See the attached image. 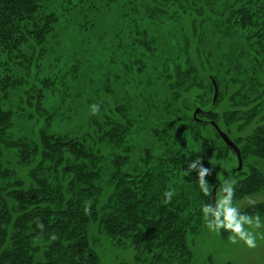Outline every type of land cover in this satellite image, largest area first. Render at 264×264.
I'll return each mask as SVG.
<instances>
[{
  "label": "trees",
  "instance_id": "trees-1",
  "mask_svg": "<svg viewBox=\"0 0 264 264\" xmlns=\"http://www.w3.org/2000/svg\"><path fill=\"white\" fill-rule=\"evenodd\" d=\"M222 1L216 9V0H0L2 90L25 87L29 82L18 78V70L30 68L33 59L43 57L45 45L54 38L55 65L60 62L62 21L67 15L76 10L87 17L91 10L120 3L129 44L115 57L128 58L122 70L134 71V89L139 91L135 99L147 103L144 119L151 122L144 139H134L132 129L142 120L139 113L134 115L130 99L127 104H114L106 114L105 102L91 98L88 101L97 103L99 112L90 115L79 135L56 128L63 103L55 104V132L50 131L54 113H46L40 102L43 91L51 90L55 81V93L65 98L68 81L78 77L60 68L55 69L54 80L40 79L41 88L28 84L36 103L26 104L36 115L24 103H18L14 111L0 103V264H97L90 240L92 225L117 246L148 253L146 264L190 262L187 236L207 222L202 219L203 209L210 200L205 194L206 177L200 186V170L211 172V161L223 160L229 149L214 141L218 135L211 122L230 139L231 126H246L264 106V76L257 73L261 68L264 75V61L257 59L264 55V0ZM53 3L55 11H47ZM179 14L191 39L180 34V44L169 54L161 46L166 44L160 41L162 19ZM95 23H79L78 32L92 29ZM204 25L217 39L212 51L205 53L200 48L206 37L200 31ZM248 41L256 46L254 50ZM216 53L225 67L216 66ZM235 53L256 58H250L254 62L246 66L236 62ZM211 80L218 88L215 102ZM231 84L234 90L228 100L233 109L218 112L220 97ZM193 89L203 94L197 104L189 105L184 94ZM158 93L162 103H149ZM184 101L182 108L174 106ZM186 106L201 110L196 119L187 114ZM18 114L27 120L44 118L45 123L33 133L17 134ZM206 128L214 131L213 137L203 133ZM134 140L138 150L133 157L130 143ZM231 141L240 144L243 160L254 157L264 162L263 123ZM198 160L201 163L189 170ZM238 174L241 177L232 186L234 199L250 196L264 185V176L253 166ZM167 192H172L170 202H166ZM252 208L264 213L263 204Z\"/></svg>",
  "mask_w": 264,
  "mask_h": 264
},
{
  "label": "rangeland",
  "instance_id": "rangeland-1",
  "mask_svg": "<svg viewBox=\"0 0 264 264\" xmlns=\"http://www.w3.org/2000/svg\"><path fill=\"white\" fill-rule=\"evenodd\" d=\"M75 1L76 0H72V3ZM222 3V0H216L215 8H219V5ZM119 4L114 5L109 9L101 8V10L97 11L91 10V12L87 14V17L79 15L76 10L73 11L62 21L64 32L60 36V43H63V54L60 62L55 65L54 38L48 45H45L43 57L33 59L30 68L26 69L27 67H21V69L18 70V78L27 80L29 82L28 84L33 82L35 89L41 88L39 86L40 79H47V77H49L54 80L55 69L57 70L58 68L70 71L78 76L76 81H68V90L65 92V98H62L61 96L58 97V94L55 93V81H51L53 86L51 90L46 89L43 91V99H41L40 102L45 108L46 113H54V117L51 119L50 131L55 132L56 103H63L60 107L63 114L56 120V128L59 129L58 131H70V133H73L74 135H79L80 129H85L87 120L92 114L90 106L97 104L89 102V99L92 98L94 101L101 100L105 102L106 106L102 105V109L106 114L110 113L109 108H113L114 104H127V99H130L131 103L129 102V104L135 109V111H133L134 115L136 116L139 113V118L142 120L141 124L136 125L135 128L132 129V137L137 140L139 137H143V140L146 136V130L150 127L151 122L150 120L147 121L144 119L146 115L144 109H146L147 103L135 99L139 92L138 88L134 89L137 85V81H135L137 77L134 76L133 70L131 72L122 70V64L125 63L127 65L129 63L126 56L123 58H119V56L115 57L121 47L125 48V45L129 44V40L127 39V25L125 19H122L123 10L120 9ZM95 5L100 7L98 1L95 2ZM47 11H55V3L48 7ZM178 12L180 13L181 11ZM183 17L184 16L179 14L175 17H165L162 19V39L160 41L161 43H166L161 46L167 50L169 54L175 52L176 47L180 44V34L183 33V35H186L191 39L189 28L182 25ZM172 19H174V21ZM83 22H88L89 24L92 22L96 23L92 29L83 28L78 32L79 23ZM210 29L211 28L207 27V25H204L200 30L206 36L202 38V42H205L200 46L203 53L206 51H212L211 47L213 46V43L217 42V39L209 34ZM247 43L251 45L252 50L255 49L256 46L254 44L252 45V41H248ZM122 44L124 45L122 46ZM249 45L247 46L249 47ZM28 55L33 56L35 54L28 53ZM112 56L115 57L113 58L114 60L111 59ZM252 56L253 58H250L255 60L256 57L254 54H252ZM234 57L236 62L243 63V65L246 66H248L249 62L250 64L254 62L245 55L240 57L239 54L237 55V53H235ZM32 58H34V56ZM257 59H259L258 61H264V55L259 56ZM213 61L216 63L217 67L218 65L225 67V64L220 61L218 53H216ZM35 65H38V70L35 69ZM260 70L261 68L257 71L258 76L263 77L264 75L260 73ZM152 78L155 80V76H152ZM37 79L39 81H37ZM28 84L25 87H20L18 89L7 88L2 90L0 87V103L2 106L5 108H11L14 111L18 103H24L23 107H25L28 112H33L26 104L36 103V100L32 98V95L34 94L33 90ZM105 85L111 86V90L106 89ZM224 87L225 86L223 85V89ZM233 90L234 86L231 84V89L227 92H223L220 97V104L217 107L218 112H221L224 109H233L231 102L228 100V97ZM204 91L208 98L209 95L207 92L206 81H204ZM202 94L203 93L200 89H193L184 94V99L185 101L187 100L186 103H189V105L197 104L199 101L197 97H200ZM204 98L205 97L202 96L201 100ZM154 99L155 101L153 100L149 103H162L163 101L162 96L159 93ZM133 101L135 102L133 103ZM185 101L183 103H177L174 106L176 108H182ZM262 104L264 105V99L262 100ZM191 107H187L186 112L193 117V112L196 107ZM69 108H73L75 112L68 111ZM95 115H98V113ZM149 119L153 118L149 117ZM44 123V118L38 117L34 120H27L24 119L22 115L18 114L17 119L15 120L16 133L21 135L26 132L33 133ZM260 123L264 124V106L262 109H259L257 116L246 126H231L230 129L232 133L230 139L237 141L239 138L247 136L251 132V129ZM139 125L145 126L146 129L141 131L138 129ZM212 132L214 133L211 128L203 130V133L213 137ZM213 139L217 145H224L219 137H213ZM137 140L130 143V145L133 146V157L136 156L138 150ZM237 147L240 148V144L237 145ZM210 164L212 171H208L203 177L208 179L205 188L209 198L212 190L215 189L216 215L215 220H213V213L209 200V205L207 206L209 210L206 213H203V222L210 221L213 225H215L217 220L223 222L225 217L219 215L222 212V204L224 201L230 200V206L237 208L238 218L243 215L249 216L250 219L259 216L262 226L260 228H254L245 225V228L252 231L256 237V247L250 249L245 246L243 242H238L237 244L230 243L229 235H231V233L229 231L224 229H220L218 232L213 231L208 228L207 222L203 223L196 234H189L187 236L191 251V260L187 264H264V213L253 212L257 210L252 208V206L259 204H263L264 206V185L259 191L243 199H234L232 196L230 199L229 196L230 192L232 193L233 184L241 177L238 173H246L249 170V167L253 166L264 176V162L257 160L254 157H247L245 160L242 159L241 170L236 171V157L232 150L228 149L225 151V158L223 160L215 159L212 160ZM253 223H255L254 219ZM90 238L92 248L98 257L97 264H117L119 262L146 264L149 259L148 253L138 254L133 249L117 246L111 239L99 235L95 225L90 227Z\"/></svg>",
  "mask_w": 264,
  "mask_h": 264
},
{
  "label": "clouds",
  "instance_id": "clouds-1",
  "mask_svg": "<svg viewBox=\"0 0 264 264\" xmlns=\"http://www.w3.org/2000/svg\"><path fill=\"white\" fill-rule=\"evenodd\" d=\"M91 112L93 115L97 114L99 112V105H91ZM196 163H201L199 160L193 162L189 165V170H192ZM208 172V169H202L200 172V178L199 183L200 186L203 187V176ZM207 195L208 193L205 192ZM233 194L230 192L229 196L231 199V196ZM165 196L167 197L166 202L171 201L172 192L165 193ZM209 209L205 208L203 211L206 213ZM219 215H223L225 217L223 222H220L217 220L215 225H213L212 222L207 221V226L210 230L213 231H219L220 229H224L226 231H229L231 235H229V241L232 244H237L238 242H243L245 246L248 248H255L256 247V237L252 231H249L245 228V225H248L249 227L254 228H260L261 222L259 216L252 217V219L249 218V216L243 215L239 216L237 215V208L230 206V200H226L222 204V212ZM206 219V216H205ZM253 219L255 220V223H253ZM42 228L43 226L40 225ZM52 239H55V236L52 237Z\"/></svg>",
  "mask_w": 264,
  "mask_h": 264
},
{
  "label": "water",
  "instance_id": "water-1",
  "mask_svg": "<svg viewBox=\"0 0 264 264\" xmlns=\"http://www.w3.org/2000/svg\"><path fill=\"white\" fill-rule=\"evenodd\" d=\"M211 84L213 87L212 101L215 102L216 97H217L218 88H217V85H216L214 80H211ZM200 111L201 110L199 108H196L194 110V112H193V118L194 119H196V117L200 114ZM211 127L215 130V132L217 133L220 140L224 143V145L226 147H228L229 149H231L232 152L234 153V155L236 157V161H237L236 171H240L242 168V155H241L239 148L229 139V137L226 135V133L221 131V129L217 126V124L211 122ZM210 202H211V209H212V213H213V220H215V215H216L215 189H213L211 192Z\"/></svg>",
  "mask_w": 264,
  "mask_h": 264
}]
</instances>
